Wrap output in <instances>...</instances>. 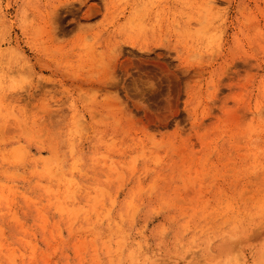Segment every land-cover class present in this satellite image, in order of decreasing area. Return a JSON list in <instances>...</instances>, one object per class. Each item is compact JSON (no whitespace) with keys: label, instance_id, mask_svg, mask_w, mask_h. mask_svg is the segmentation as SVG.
I'll return each instance as SVG.
<instances>
[{"label":"rangeland","instance_id":"rangeland-1","mask_svg":"<svg viewBox=\"0 0 264 264\" xmlns=\"http://www.w3.org/2000/svg\"><path fill=\"white\" fill-rule=\"evenodd\" d=\"M0 123L15 264H264V0H0ZM69 177L110 217L70 230Z\"/></svg>","mask_w":264,"mask_h":264},{"label":"bare ground","instance_id":"bare-ground-1","mask_svg":"<svg viewBox=\"0 0 264 264\" xmlns=\"http://www.w3.org/2000/svg\"><path fill=\"white\" fill-rule=\"evenodd\" d=\"M263 112V111H262ZM261 112V113H262ZM1 124V123H0ZM112 147V146H111ZM16 148V147H15ZM19 149V148H18ZM15 150V151H19V150ZM9 151L11 152L12 150L9 149ZM8 151V152H9ZM7 152V153H8ZM21 152V150L19 151V153ZM14 153V152H12ZM16 153V152H15ZM14 153V154H15ZM17 153V154H19ZM17 154L16 155H12L11 158L9 159H12L13 156L14 157H17ZM10 155V154H9ZM20 155H23V153L21 152ZM247 155V154H245ZM19 156V155H18ZM61 156V155H60ZM10 157V156H9ZM20 157V156H19ZM17 157V158H19ZM101 157V156H100ZM6 158V157H5ZM4 158V162L6 159ZM21 158V157H20ZM106 158V157H105ZM145 158V157H144ZM2 159V158H1ZM8 159V160H9ZM54 159V158H53ZM59 159V156L58 158ZM3 160V159H2ZM14 160V158H13ZM13 160H10L13 161ZM19 160V159H18ZM17 160V161H18ZM23 160V159H22ZM56 161V160H55ZM52 162V161H51ZM77 162V161H76ZM111 162V161H110ZM46 163V162H45ZM44 163V164H45ZM54 163V162H52ZM102 163V162H101ZM109 163V162H108ZM56 164V163H55ZM20 165V164H19ZM49 165V164H48ZM102 165V164H101ZM108 166V164H107ZM112 166V165H111ZM247 167V166H246ZM48 168V167H47ZM47 168H44L46 169V173H48L49 175L48 176H51L52 178L57 176V173L56 172L60 169L58 168H54V169H50L49 170ZM107 168V167H106ZM114 168V167H113ZM115 169V168H114ZM116 170V169H115ZM31 171V170H30ZM71 171V170H70ZM112 171V170H110ZM60 172V171H58ZM130 172V171H129ZM31 173V172H30ZM6 174V173H5ZM12 174V172H11ZM45 174V173H44ZM17 175L20 176V174L17 173ZM42 175V174H41ZM105 178V177H104ZM120 178V177H119ZM66 179V178H65ZM117 179V178H116ZM59 182V181H58ZM57 182V184H58ZM3 187V186H2ZM7 187V191L3 190L2 188H0V199L4 200V201H8L10 198H8L10 195H14V189H12L11 186H5ZM64 190H63V195L61 194H57L58 190H56L57 193L54 194V197H55V209L56 211L61 214V215H66L68 216V220L70 221L69 223V229L72 230L73 228V224L75 222V220L77 219V217L79 215H83V218L82 219H88L90 217L91 214L94 215V220H99V219H102V218H109L110 215H111V207L113 206V201L111 202L110 206L107 207H104L103 206V198L105 196V192L102 191L99 187V189L97 190V193L95 195H90L91 196V204L88 205L87 208L83 206H76L75 204V199H76V196H77V193H78V190L80 189L79 185L77 183L74 182V180H72V178H67L66 180H64ZM139 188V187H138ZM55 189L57 188H54L53 190L55 191ZM62 189V188H61ZM95 189V188H94ZM47 191V193L51 194L53 193V191L51 190L50 187H46L45 189ZM96 190V189H95ZM6 192L8 194L6 195H3V193ZM61 192V191H60ZM46 193V192H45ZM3 197V198H2ZM131 198V197H130ZM24 199V198H23ZM65 199H68V201H66ZM90 199V198H89ZM88 199V200H89ZM35 201V200H34ZM33 202V201H32ZM68 202V203H67ZM89 202V201H88ZM6 206V205H5ZM8 207V206H7ZM54 207V206H53ZM104 207V208H103ZM54 209V208H53ZM231 209V208H230ZM39 211V210H38ZM132 211H135V209H133ZM131 211V215H133L134 212ZM13 212V211H12ZM211 212V211H210ZM41 213V212H40ZM130 216V215H129ZM11 220L13 219V221H15L16 224H18V226H22V223L21 221L18 219V217L15 215V214H12L11 216ZM133 217V216H132ZM37 218V217H36ZM131 219V218H130ZM10 220V219H9ZM42 223H43V228H45L46 224H47V217L45 215H42ZM67 220V219H66ZM85 221V220H84ZM100 221V220H99ZM102 221V220H101ZM87 222V221H86ZM42 223L40 225V227L38 228H42ZM95 223V222H94ZM39 224V223H38ZM93 224V223H92ZM115 225V224H114ZM42 228V229H43ZM57 231H58V228H56ZM55 229V230H56ZM54 230V231H55ZM94 230V228H93ZM91 230L90 232V241H89V244H90V247L92 248V256H93V262L94 264H100L99 262V254H98V240L100 239L99 238V235L95 232ZM56 231V233H57ZM98 231V230H97ZM51 233V232H50ZM48 233V234H50ZM4 235H5V232L2 228H0V251H3L5 250L6 251V259L12 263V264H15L17 259L20 257V258H24L25 255H24V252H17L18 250L14 249V248H7V245L3 242V238H4ZM58 235H61V231H58ZM88 241V240H87ZM86 240L81 239L80 241H78L79 243L78 244H75L76 248H77V251L80 252V251H84L85 249V245H87ZM24 242V241H23ZM101 242L102 244H104V249H105V252L109 253V254H112L113 252H115V254L119 255L120 253H122V251L124 250V246H125V242L123 240V238L121 237L120 234H118L116 236V240L115 242H113L112 240V236L109 234V236H105L101 239ZM25 249L27 250V257L29 260L33 261L34 257H36V245L33 244L30 240H26L25 242ZM74 246V247H75ZM138 246V245H136ZM14 247V246H13ZM56 246H54V249H55ZM75 249V248H74ZM131 251V250H130ZM128 253V252H127ZM41 255V254H40ZM128 255V254H127ZM44 256V255H43ZM83 255H81L82 257ZM48 257V256H46ZM109 258V257H108ZM41 259V258H40ZM47 259V258H46ZM83 259V258H82ZM128 259V258H127ZM80 262V261H79ZM200 262V261H199ZM45 263V262H44ZM202 263V262H201ZM226 264V261L224 262ZM79 264H83L82 262L79 263ZM111 264V263H110Z\"/></svg>","mask_w":264,"mask_h":264}]
</instances>
